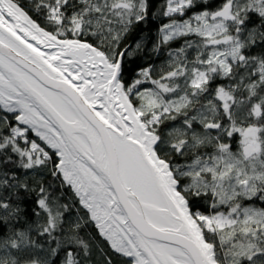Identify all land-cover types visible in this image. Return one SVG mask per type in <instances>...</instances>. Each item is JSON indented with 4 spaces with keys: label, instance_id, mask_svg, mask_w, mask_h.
I'll list each match as a JSON object with an SVG mask.
<instances>
[{
    "label": "snow or ice",
    "instance_id": "snow-or-ice-1",
    "mask_svg": "<svg viewBox=\"0 0 264 264\" xmlns=\"http://www.w3.org/2000/svg\"><path fill=\"white\" fill-rule=\"evenodd\" d=\"M0 264H264V0H0Z\"/></svg>",
    "mask_w": 264,
    "mask_h": 264
},
{
    "label": "trees",
    "instance_id": "trees-1",
    "mask_svg": "<svg viewBox=\"0 0 264 264\" xmlns=\"http://www.w3.org/2000/svg\"><path fill=\"white\" fill-rule=\"evenodd\" d=\"M87 232L93 235L95 234V230L91 228L87 229Z\"/></svg>",
    "mask_w": 264,
    "mask_h": 264
}]
</instances>
